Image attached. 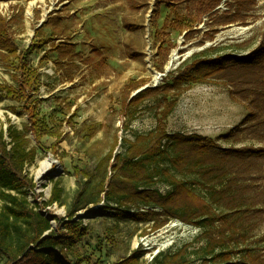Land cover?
I'll return each mask as SVG.
<instances>
[{
  "label": "rangeland",
  "instance_id": "374dc122",
  "mask_svg": "<svg viewBox=\"0 0 264 264\" xmlns=\"http://www.w3.org/2000/svg\"><path fill=\"white\" fill-rule=\"evenodd\" d=\"M67 2L63 3L64 6L58 0L20 1L25 8L23 20L12 28L16 46L24 49L30 45L40 22L34 17L35 8L40 9V18L44 22L47 21L46 13L61 14L58 23L44 27L41 32V36L53 39V44L59 46L57 50L46 49V60H42L44 51L33 53L30 59L31 68L37 70L40 77L35 91L39 118L56 134L58 143L51 147L56 137H44L40 145L32 141L37 148V157L34 164L26 168V173L35 184L28 200L51 219L54 230L56 222L53 217L65 218L76 191L75 169L92 176L94 184L99 176L96 164L108 153L115 137H118V145L114 154H123L127 148L125 141H133L135 136L146 135L157 127L160 116L157 100L154 99L145 101L128 125L119 116L121 92L129 81L146 79L147 84L143 88L155 87L195 55L203 54L208 58L246 56L264 40V0H257L246 25L235 23L219 27L212 40L203 34L208 30L204 24L206 18L197 27L201 32L192 38H184V33L178 29H168L164 47L172 48L165 58H159L157 46L160 42L154 39V34L159 32L166 19L169 22L177 15L187 17L192 12L191 4L183 3L168 10L159 5L158 0H150L146 8L133 12L123 1ZM218 9L226 10L224 4ZM9 12L8 7L3 14ZM158 67L162 68L161 72ZM14 74L11 65L0 63L1 84L16 85ZM12 107L16 109L15 114L8 110ZM247 114L244 106L229 99L228 91L223 86L195 84L177 99L164 124L167 134L181 133L217 139L221 148L262 147L264 139L260 141L247 133L242 134L238 143L219 139L237 127ZM5 115L19 130L28 125L19 104L2 97L0 126L4 128ZM99 124L98 132L90 138L89 127ZM46 158H53L56 164L38 176L39 163ZM165 169H169L167 159L155 162L150 168L154 178L150 188L163 195L171 190L165 177L160 174V170ZM170 173L208 200L209 191L198 183L197 172L184 170L176 173L171 169ZM52 181H59L64 190L63 205L45 207L43 203L50 198ZM253 187L264 191V171ZM98 206L104 210L96 211V207L90 206L78 213L88 232L68 254V264H115L140 249L146 252L142 264H151L153 257L159 254H175L187 264H202L211 258L204 252L206 240L201 237L205 231L202 227L185 225L173 219L161 227L159 221L165 219L163 216H157L150 222L144 217L135 221L129 216L130 213L135 215L147 210L129 202H101ZM151 211L161 212L158 208ZM252 223H256L253 231L242 232L246 240L238 250L243 252L234 254L231 261L241 262L245 253L251 252L261 255L264 262V211ZM225 248L232 251L234 244ZM219 251L217 249L215 254ZM0 264L3 261L0 260Z\"/></svg>",
  "mask_w": 264,
  "mask_h": 264
},
{
  "label": "trees",
  "instance_id": "16d2710c",
  "mask_svg": "<svg viewBox=\"0 0 264 264\" xmlns=\"http://www.w3.org/2000/svg\"><path fill=\"white\" fill-rule=\"evenodd\" d=\"M20 0H0L1 2ZM133 8H138V0H127ZM146 5L149 0H143ZM168 10L183 3L192 5L187 17L176 16L173 21L166 19L154 39L159 40V57L165 58L171 46L164 47L166 31L170 28L184 33V38H192L200 33L198 25L208 28L204 36L212 40L219 27L231 24L246 25L255 10L257 0H158ZM222 4L226 10L218 9ZM23 16V9L9 20L0 15V63L11 65L15 72L16 85L0 83V100L7 97L19 104L27 117L28 125L19 130L7 115L6 128L0 126V260L3 264H68V254L87 236V226L78 213L90 206L96 211L104 210L101 202H129L144 208L145 212L130 213L135 221L145 218L154 221L158 216L178 220L185 225L202 227V238L206 240L204 252L211 257L202 264H264L259 254L246 252L241 262L231 261L234 254L245 243L242 232H251L255 226L253 219L264 211V191L253 187L264 171V146H241L221 148L217 139L181 133L167 134L164 120L176 106L177 99L195 84H214L228 91L229 99L244 106L248 114L239 125L219 139L238 143L242 134L264 139V40L246 56L230 55L205 57L198 54L183 63L174 74L165 77L161 85L148 87L132 97L145 85L144 80L129 81L120 96L119 116L131 123L137 109L147 100H157L160 120L157 127L146 135H137L133 141H125L127 148L123 154H114L118 145L115 137L110 150L101 158L96 167L99 176L93 184L92 176L75 169L76 191L64 219H51L32 206L28 195L33 193L35 184L26 173V168L34 164L37 145L44 137H56L51 147L58 143V137L49 125L39 118L38 99L35 97L40 77L31 68V55L43 51L51 39H35L24 49H19L14 41L12 26ZM47 59L44 52L42 60ZM159 72L162 68L158 67ZM169 78V79H168ZM168 80V82H167ZM12 114L15 108L8 109ZM99 125L89 127L92 138ZM171 151H169V150ZM167 159L169 169L160 170L165 181L171 186L163 195L151 189L153 175L150 168L155 162ZM184 170L197 172L198 183L209 191L208 200L196 194L188 185L170 173ZM109 175V176H108ZM50 198L45 207L63 205V188L59 181H52ZM98 206V207H97ZM158 208L161 212H150ZM129 213V212H128ZM234 244V250L226 246ZM220 249L218 253L215 251ZM225 249V250H224ZM145 250H136L130 257L115 264H142ZM80 264V262H77ZM151 264H187L177 255L159 254Z\"/></svg>",
  "mask_w": 264,
  "mask_h": 264
},
{
  "label": "crops",
  "instance_id": "0c3cea01",
  "mask_svg": "<svg viewBox=\"0 0 264 264\" xmlns=\"http://www.w3.org/2000/svg\"><path fill=\"white\" fill-rule=\"evenodd\" d=\"M20 1H23V0H20ZM20 1H10V2H1L0 3V15H2L3 17H5L7 20H9L14 14H16L17 12H18V8H21V9H23V16H24V13H25V8L24 7H22L21 6V4H20ZM58 1H60V4L62 3H64V2H67L68 0H58ZM109 3H117V2H119V1H123V2H125L127 5H128V7H129V9L131 10V11H133V12H139V11H141V9H144V8H146L147 7V5H148V3H149V1H148V3H147V5H146V3L143 1V0H138L137 2H138V8H133L132 6H131V4L127 1V0H107ZM68 3V2H67ZM64 6H65V4H63ZM8 7H9V9H10V12L9 13H6V15H4L3 14V11L4 10H6V11H8ZM62 11V10H61ZM33 14H34V17H35V19L36 20H38V21H40L39 22V25H38V28L34 31V38L31 40V42L33 41V40H35L36 38L38 39H41V38H43V39H51L52 41L48 44V45H46L45 47H44V49H43V51L45 52V50L46 49H48V50H51L52 48L54 49V50H57V48L59 47L58 45H54L53 44V39L51 38V37H44V36H41V32H42V29L44 28V27H47L48 25H50V24H56V23H58L59 22V20H60V18H61V14H60V12H50V13H46L45 14V16H47V21H45L44 22V20L43 19H41L40 18V15H41V11H40V9L39 8H35L34 10H33ZM28 15H30V14H28ZM23 16H22V19L19 21V22H21L22 20H23ZM123 19H124V17H122V21H123ZM19 22L18 23H16V24H14V25H17V24H19ZM13 25V26H14ZM13 26H12V28H13ZM14 36V35H13ZM31 44V43H30ZM159 46V45H158ZM157 46V47H158ZM159 58H161V57H159ZM163 64V63H162ZM165 78V77H164ZM140 80H144L145 81V85L147 84V80L146 79H138V80H135V81H140ZM144 85V86H145ZM143 86V87H144ZM140 88L139 90H137V91H135L133 94H132V97L133 96H135L136 94H138L139 92H141L142 90H145L147 87H145V88ZM122 93V92H121Z\"/></svg>",
  "mask_w": 264,
  "mask_h": 264
},
{
  "label": "bare ground",
  "instance_id": "6f19581e",
  "mask_svg": "<svg viewBox=\"0 0 264 264\" xmlns=\"http://www.w3.org/2000/svg\"><path fill=\"white\" fill-rule=\"evenodd\" d=\"M56 162L53 158H46L39 163L38 176H42L46 173Z\"/></svg>",
  "mask_w": 264,
  "mask_h": 264
},
{
  "label": "water",
  "instance_id": "95a60500",
  "mask_svg": "<svg viewBox=\"0 0 264 264\" xmlns=\"http://www.w3.org/2000/svg\"><path fill=\"white\" fill-rule=\"evenodd\" d=\"M79 217H81V216H80V215H78V216H77V218H75V219H78Z\"/></svg>",
  "mask_w": 264,
  "mask_h": 264
}]
</instances>
